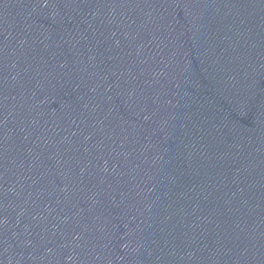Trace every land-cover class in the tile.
Masks as SVG:
<instances>
[{"label": "water", "instance_id": "water-1", "mask_svg": "<svg viewBox=\"0 0 264 264\" xmlns=\"http://www.w3.org/2000/svg\"><path fill=\"white\" fill-rule=\"evenodd\" d=\"M0 264H264V0H0Z\"/></svg>", "mask_w": 264, "mask_h": 264}]
</instances>
